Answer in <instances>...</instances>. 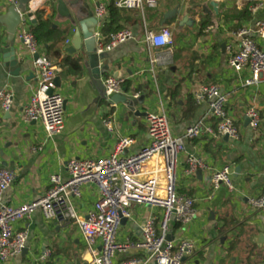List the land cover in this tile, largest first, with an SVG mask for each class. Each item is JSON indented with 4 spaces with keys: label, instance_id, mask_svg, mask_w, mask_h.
I'll return each mask as SVG.
<instances>
[{
    "label": "crops",
    "instance_id": "crops-1",
    "mask_svg": "<svg viewBox=\"0 0 264 264\" xmlns=\"http://www.w3.org/2000/svg\"><path fill=\"white\" fill-rule=\"evenodd\" d=\"M103 2L108 9L113 0ZM212 2L219 5L218 13L210 6ZM82 6L94 17V0H82ZM29 7L34 10L35 19L37 12L44 11V18L51 20L61 39L54 49L46 52L41 48L40 52L60 70L56 80L57 91L64 99L65 128L49 138L41 123L23 119L22 109L37 88L34 58L16 42L21 72L14 75L4 67L0 52V90L7 89L14 96L10 113L0 108V169H10L16 175L5 194L8 204L20 207L43 198L50 189L52 176L68 180L66 164L70 160L106 159L122 138L135 140L124 157L139 153L150 143L146 126L149 114L164 115L177 138L200 123L215 127L216 121L208 118V104L198 105L194 94L202 86H216L228 98L227 109L239 128L240 138L235 141L206 135L183 141L177 161V192L195 200L196 216L188 226L173 221L168 236L171 242L187 241L194 245L193 254L183 264H253L252 252L264 264V211L249 205L250 198L264 194V80L246 86L249 72L237 75L230 70L226 50L227 46H235L233 33L252 28L254 20L264 18V11L255 15L238 0H162L161 5L158 0L154 9L119 10V20L109 36L119 32L115 29H130L135 40L94 59L84 44L79 51L69 53L76 28L67 18L59 19L56 0H34ZM177 7L180 14L162 26L164 14ZM8 8L0 4V17ZM202 20L209 25L202 28ZM106 21L107 16L104 24ZM30 26L31 23L29 29ZM162 27L171 29L175 46L170 50L171 62L160 65L155 62L156 56L168 50L149 46L146 33ZM5 42L6 32L0 26L1 49L6 47ZM59 49L61 57L57 58L54 53ZM68 57L80 59V74L68 69L63 74L61 64ZM110 77L124 81L117 95L125 102L115 104L106 98L104 81ZM250 107H256L260 113L256 131L245 121ZM108 118L114 122L112 132L104 125ZM188 156L201 159L212 169L229 166L237 194L225 188L213 193L208 173L188 177ZM162 166V159L157 157L149 171L156 172ZM99 199L98 186L85 185L81 198L74 199L78 214L86 217ZM131 212V219L121 224V242H140L144 222L153 217L159 226L163 217L162 209L150 205H133ZM15 230L27 234L26 247L20 256L0 264H75L78 259L85 263V242L75 224L48 223L38 211L30 220L17 223ZM47 250L51 257L41 261ZM146 258L144 252L131 250L119 255L117 261Z\"/></svg>",
    "mask_w": 264,
    "mask_h": 264
},
{
    "label": "built area",
    "instance_id": "built-area-1",
    "mask_svg": "<svg viewBox=\"0 0 264 264\" xmlns=\"http://www.w3.org/2000/svg\"><path fill=\"white\" fill-rule=\"evenodd\" d=\"M96 8L94 18L97 20L95 32L96 55L102 56L113 52L119 46L135 40L130 29L113 34L109 40L103 34L107 6L103 0H94ZM158 0H117L115 7L122 11H139L145 7L154 9ZM241 6H249L253 14L264 11V0H238ZM0 4L17 6V0H0ZM35 20L34 10L28 6L21 15V25L16 34V42L26 53L34 58V73L37 88L29 102L22 109L26 122H39L49 138L61 134L65 128L64 99L57 91L56 79L59 68L40 52L37 41L29 29ZM235 46L226 47L229 54L228 67L237 75L248 71L246 86L259 84L264 80V18L254 20L252 28L241 29L232 35ZM146 42L154 49H167V53L156 56L158 64H169L171 52L175 46L170 28L162 27L159 31H148ZM35 57H37L35 59ZM124 81L110 77L104 81L106 98L119 94ZM198 105L208 104V118L216 121L215 127L200 123L185 133L184 137H174L167 118L152 113L147 116L146 126L150 138L148 146L139 153L124 157V153L135 145L132 138L118 141L111 155L102 160H70L66 164L68 180L60 176L51 177V186L45 196L31 204L12 207L5 199L6 192L13 186L16 175L10 169H0V261H10L20 256L27 243V234L16 232L19 222L30 220L40 211L48 223L75 224L78 226L85 242V263L87 264H183L186 257L194 252V245L187 241H167L170 224L175 221L182 226L190 225L196 216L195 200L180 196L177 192V161L182 151L184 140H194L203 136L213 138L228 137L239 140L240 132L235 120L227 109L228 98L216 86H202L195 92ZM138 98V96H136ZM14 107V96L7 90H0V108L10 113ZM252 130H258L261 117L256 107L246 112ZM104 125L109 131L114 130V122L108 118ZM160 157L163 166L156 172H150L151 162ZM199 171L208 173L212 192L221 188L232 194L237 189L231 178V168L212 169L204 161L188 156L185 174L195 176ZM162 174V176H160ZM94 184L100 190V199L86 217L78 214L74 199H80L85 185ZM133 205H150L163 210L160 225L156 218H148L142 226V240L137 243L119 241L122 218L131 219ZM252 209L264 211V194L250 198ZM131 250L142 251L146 259H129L117 261L121 254ZM51 251L47 250L41 261L48 260Z\"/></svg>",
    "mask_w": 264,
    "mask_h": 264
},
{
    "label": "water",
    "instance_id": "water-1",
    "mask_svg": "<svg viewBox=\"0 0 264 264\" xmlns=\"http://www.w3.org/2000/svg\"><path fill=\"white\" fill-rule=\"evenodd\" d=\"M34 0H17L18 5L11 6L8 8L6 13L0 17V26L5 29L6 32V47L0 48V52L3 55L4 67L13 71L14 75H19L21 72V64L17 59V49H16V34L18 28L21 25V15L26 13L27 7ZM56 0L57 2V12L59 19L69 20V22L74 26L75 34L73 38V43L69 49V53L73 54L79 51L84 44L87 52L94 59L98 57L96 55V40L95 32L97 28V20L93 17L91 12H88L87 7L82 6V0ZM210 6L213 10L218 13L219 5L215 2H212ZM72 9V13L70 9ZM180 14L179 8L168 11L163 16L162 26H165L169 21L175 19ZM1 44V43H0ZM37 57H35L36 59ZM93 59V60H94ZM56 86L58 87L57 80ZM111 102L119 104L120 102H125V100H120L118 95H115L111 98ZM247 124L250 123L249 119L245 120ZM226 139L228 137L226 136ZM198 176L202 175V172L197 173ZM122 223L126 222V219L122 218ZM167 241H171V238L167 236ZM75 264H82L81 260L78 259ZM87 264V263H83Z\"/></svg>",
    "mask_w": 264,
    "mask_h": 264
},
{
    "label": "trees",
    "instance_id": "trees-1",
    "mask_svg": "<svg viewBox=\"0 0 264 264\" xmlns=\"http://www.w3.org/2000/svg\"><path fill=\"white\" fill-rule=\"evenodd\" d=\"M116 1L117 0H113L111 6L107 9V21L105 22L102 29L103 33L107 37V40H109L110 37L109 32L119 20V10L115 7ZM208 25V22L204 20L201 21L202 28H205ZM30 31L34 35L39 48H43V50H46V52L48 50L54 49L56 45L61 43V39L53 29L51 20L44 18V11L37 12L35 23L31 22ZM117 31H120V29H115V32ZM54 55L55 57L60 58L61 50H56ZM61 65L64 68L63 74L67 73L66 69H68V71L70 72H75L76 74H80V72L82 71L80 59L74 57H68L62 62ZM252 257H255V261L253 262V264H260L262 262V260L255 252H252ZM262 257V259H264V256Z\"/></svg>",
    "mask_w": 264,
    "mask_h": 264
},
{
    "label": "bare ground",
    "instance_id": "bare-ground-1",
    "mask_svg": "<svg viewBox=\"0 0 264 264\" xmlns=\"http://www.w3.org/2000/svg\"><path fill=\"white\" fill-rule=\"evenodd\" d=\"M37 5V2L36 3H33V6H36Z\"/></svg>",
    "mask_w": 264,
    "mask_h": 264
},
{
    "label": "rangeland",
    "instance_id": "rangeland-1",
    "mask_svg": "<svg viewBox=\"0 0 264 264\" xmlns=\"http://www.w3.org/2000/svg\"><path fill=\"white\" fill-rule=\"evenodd\" d=\"M162 0H159V4L161 5Z\"/></svg>",
    "mask_w": 264,
    "mask_h": 264
}]
</instances>
